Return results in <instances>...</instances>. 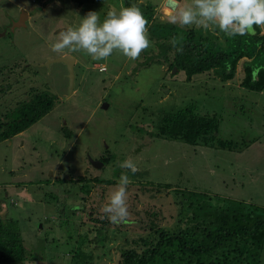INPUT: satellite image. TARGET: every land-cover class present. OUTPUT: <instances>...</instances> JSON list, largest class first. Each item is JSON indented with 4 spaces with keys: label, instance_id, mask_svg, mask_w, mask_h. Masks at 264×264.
<instances>
[{
    "label": "rangeland",
    "instance_id": "374dc122",
    "mask_svg": "<svg viewBox=\"0 0 264 264\" xmlns=\"http://www.w3.org/2000/svg\"><path fill=\"white\" fill-rule=\"evenodd\" d=\"M132 1L151 3L160 20L169 21L175 11L164 0ZM121 3L0 0V119L35 91L54 98L37 121L0 140V217L17 219L24 245L35 256L11 264H71L76 246L90 257L89 264L115 263L118 248L151 217L159 226L174 224V187L203 189L264 212V87L254 92L239 86V62L225 81L211 71L185 81L182 70L137 65L145 51L155 50L152 41L134 61L118 51L106 60H95L83 50L52 51L59 29L78 26L89 11L103 21ZM21 9L27 13L24 25L11 29ZM63 54L74 57L71 93L66 65L50 61ZM182 107L216 116L213 145L190 146L160 135L162 117ZM104 156L108 162L99 167L89 160L101 162ZM126 159L136 164L134 174L119 166ZM121 174L131 181L129 217L116 225L101 208ZM61 178L65 181L59 182ZM99 220L109 222L97 232ZM260 259L264 263V245Z\"/></svg>",
    "mask_w": 264,
    "mask_h": 264
},
{
    "label": "trees",
    "instance_id": "16d2710c",
    "mask_svg": "<svg viewBox=\"0 0 264 264\" xmlns=\"http://www.w3.org/2000/svg\"><path fill=\"white\" fill-rule=\"evenodd\" d=\"M69 1L80 6L94 0ZM121 5L140 8L148 21L149 38L155 45V50L145 51L138 66L156 63L166 65L169 70L174 67L182 70L185 81L211 71L225 81L233 77L239 62L242 71L239 86L254 92L264 87V33H259V26L255 35L230 38L218 28L206 30L160 20L151 3L122 0ZM173 38L182 52L171 45ZM53 104L54 98L45 91H35L28 99L16 102L2 114L0 140L11 138L30 126ZM217 129L216 116L192 111L189 107L167 112L159 126L160 135L190 146L213 145ZM63 130L68 136V131ZM101 159L102 164L108 162L105 156ZM95 180L106 184L115 182L111 178ZM173 193L177 209L174 224L159 226L151 217L142 231L131 234L127 243L118 248L117 260L112 264H264L260 259L264 245L263 208L242 200L210 196L203 189L174 187ZM151 215L155 216V212ZM108 222L99 220L96 231ZM73 251L69 257L71 264L90 263V257L77 246ZM33 259L35 256L24 245L17 219L11 215L0 217V264Z\"/></svg>",
    "mask_w": 264,
    "mask_h": 264
},
{
    "label": "clouds",
    "instance_id": "9594fccd",
    "mask_svg": "<svg viewBox=\"0 0 264 264\" xmlns=\"http://www.w3.org/2000/svg\"><path fill=\"white\" fill-rule=\"evenodd\" d=\"M168 20L180 26L218 28L226 36L255 35L258 26H264V0H191L177 6ZM148 21L136 5L111 8L103 21L97 12L89 11L81 18L78 26H69L59 31L51 44L54 52H79L83 50L95 60H106L118 51L130 60H137L141 53L152 46L149 38ZM176 51L177 40L170 41ZM133 174L138 170L131 159L119 165ZM131 183L127 174H121L118 183L109 192L101 212L111 223L119 225L129 217L127 186Z\"/></svg>",
    "mask_w": 264,
    "mask_h": 264
},
{
    "label": "water",
    "instance_id": "95a60500",
    "mask_svg": "<svg viewBox=\"0 0 264 264\" xmlns=\"http://www.w3.org/2000/svg\"><path fill=\"white\" fill-rule=\"evenodd\" d=\"M26 16H27L26 11L21 9L17 19L15 21L11 22L12 25L10 28L12 29L15 26L24 25V21L26 19ZM64 29L65 28H62V29H59L58 31H62ZM50 61H61L66 65L67 79H68V92L71 93L73 81H74V72H73L74 57H72L71 55H68V54H63V55L56 56L55 58L51 59ZM174 69L175 68L173 67V70ZM89 160L92 163V165L95 167H99V165L101 164L100 161L93 160V159H89Z\"/></svg>",
    "mask_w": 264,
    "mask_h": 264
},
{
    "label": "crops",
    "instance_id": "0c3cea01",
    "mask_svg": "<svg viewBox=\"0 0 264 264\" xmlns=\"http://www.w3.org/2000/svg\"><path fill=\"white\" fill-rule=\"evenodd\" d=\"M166 2V5L170 8V10H175L177 6H184L182 0H164ZM261 171V169L259 170ZM264 173V172H263Z\"/></svg>",
    "mask_w": 264,
    "mask_h": 264
},
{
    "label": "built area",
    "instance_id": "2783aa9c",
    "mask_svg": "<svg viewBox=\"0 0 264 264\" xmlns=\"http://www.w3.org/2000/svg\"><path fill=\"white\" fill-rule=\"evenodd\" d=\"M29 3L38 5L40 3L46 2V0H27Z\"/></svg>",
    "mask_w": 264,
    "mask_h": 264
}]
</instances>
